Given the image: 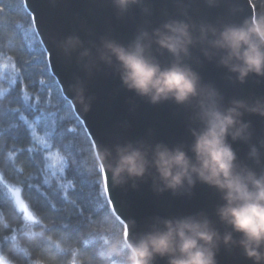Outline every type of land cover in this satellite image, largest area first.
Instances as JSON below:
<instances>
[{
    "label": "water",
    "instance_id": "95a60500",
    "mask_svg": "<svg viewBox=\"0 0 264 264\" xmlns=\"http://www.w3.org/2000/svg\"><path fill=\"white\" fill-rule=\"evenodd\" d=\"M25 8L35 15L34 29L46 52L50 72L81 121L95 153H109L105 164H114L116 149L127 145L147 150L149 159L156 145L182 148L191 157L192 132L203 128L196 100L177 104L168 99L153 104L127 89L115 57H111V64L100 59L105 42L128 48L138 36L147 33L146 55L161 67H168L174 58L159 48L153 36L155 30L163 31L164 24L183 21L193 37L198 38L201 26L220 31L256 16L252 0H138L126 11L116 7L114 0H28ZM69 38H78L81 45L65 51ZM85 51L89 55L82 57ZM223 56L222 51L211 48L207 42H196L189 48V56L181 60L198 74L202 86L218 93L217 103L222 111L232 107L233 101H242L248 107L264 105V76L250 74L241 83L236 74L221 65ZM80 93L83 104L77 100ZM240 111L242 121L249 125L247 138L233 141L228 137L227 142L235 152L238 166L264 174V116ZM100 167L103 171L104 166ZM108 187L109 194L105 192L112 201L113 213L133 241L154 226L162 227L160 221L184 217L207 218L221 237L232 231L217 215L224 203L221 193L198 180L193 187L185 186L175 193L158 191L157 187L162 185L155 169L149 168L142 179H129L118 186L112 184L109 175ZM232 235L235 242L240 240L239 234ZM215 259L216 264H254L238 243L227 247L221 243ZM155 264H167V258H157Z\"/></svg>",
    "mask_w": 264,
    "mask_h": 264
},
{
    "label": "clouds",
    "instance_id": "9594fccd",
    "mask_svg": "<svg viewBox=\"0 0 264 264\" xmlns=\"http://www.w3.org/2000/svg\"><path fill=\"white\" fill-rule=\"evenodd\" d=\"M115 6L126 11L138 0H114ZM199 37L194 38L190 27L183 21H171L163 25V31L153 32L155 43L166 50L174 62L168 67L161 65L146 55L144 40L148 34L142 33L133 45L125 48L114 42H105L100 59L111 64L115 57L120 66L121 80L124 86L155 104L172 99L177 104L197 101L198 118L202 130H193L194 142L190 148L191 157L182 148L169 149L165 145H156L151 150V159L147 150L132 145L118 147L114 164H105V152L94 156L97 166L103 165L101 177H111L114 186L122 185L129 179H142L154 168L159 184L158 191L177 192L187 186L191 188L198 180L220 193L223 205L217 209L220 221L231 232L221 237L207 218L184 217L163 220L162 227L153 230L133 241L123 231L111 234L112 227L107 217L92 225L93 232H99L102 240V256L106 261L116 259L118 264H155L157 258H167V264H216V254L221 243L225 247L238 243L247 259L254 264L264 261V174L257 175L247 167L236 163V155L228 137L233 141L246 139L249 125L241 119L244 109L253 114L264 116V105L257 103L248 107L242 101H233L232 107L221 110L217 103L218 93L202 86L200 77L189 66L183 64L181 57L189 56V48L196 42H207L213 49L222 51L220 63L236 74L243 83L250 74L264 76V15L246 18L240 25H229L222 30L201 26ZM209 35L212 39L209 40ZM81 42L78 38H69L65 42V51L75 50ZM205 56L210 54L205 51ZM87 51L81 54L88 56ZM77 100L83 104L82 93ZM87 111V106H85ZM252 156H256L253 148ZM27 214L26 211H24ZM33 224L40 223L35 216H27ZM11 226L7 217L0 218V230ZM240 235L235 242L232 233ZM43 236L39 231L29 230L25 239L35 241ZM56 243L52 235L46 237ZM68 243L61 238L59 249ZM18 248L12 244L0 256L3 261ZM75 264H96L91 256L71 247ZM55 255H49L39 264H54Z\"/></svg>",
    "mask_w": 264,
    "mask_h": 264
},
{
    "label": "trees",
    "instance_id": "16d2710c",
    "mask_svg": "<svg viewBox=\"0 0 264 264\" xmlns=\"http://www.w3.org/2000/svg\"><path fill=\"white\" fill-rule=\"evenodd\" d=\"M252 3L256 16L264 15V0ZM30 17L23 0H0V218L11 222L0 230V256L18 245L0 264H39L49 255L54 264H75L71 247L96 264H118L104 259L101 235L91 229L105 217L111 234L125 227L107 203L93 144L50 72ZM29 230L43 236L29 241ZM61 238L68 241L63 249Z\"/></svg>",
    "mask_w": 264,
    "mask_h": 264
},
{
    "label": "snow or ice",
    "instance_id": "6c2138e0",
    "mask_svg": "<svg viewBox=\"0 0 264 264\" xmlns=\"http://www.w3.org/2000/svg\"><path fill=\"white\" fill-rule=\"evenodd\" d=\"M24 4H25L26 7H28V0H24ZM29 11H32L30 7H29ZM30 19H31V22L34 23L35 19H36L35 15H31ZM40 83H41V81H40ZM104 184H105V191H107L108 194H109L110 189L108 187V178H107V176H105ZM107 203H108V205H111L112 201L109 199ZM22 208H23V211H26L28 213V208L26 206L22 205ZM29 216H33V215H31L29 213ZM9 231H10V229H9Z\"/></svg>",
    "mask_w": 264,
    "mask_h": 264
},
{
    "label": "rangeland",
    "instance_id": "374dc122",
    "mask_svg": "<svg viewBox=\"0 0 264 264\" xmlns=\"http://www.w3.org/2000/svg\"><path fill=\"white\" fill-rule=\"evenodd\" d=\"M56 158H57V157H56ZM56 158H55V157L52 158V159H53V162H56V161H57ZM12 192H13L15 198H16V203H17L19 209L21 210V212L24 213L23 208H22V205H23V206H25V205H24V204L20 201V199L18 198V194H17V192H15V190H12Z\"/></svg>",
    "mask_w": 264,
    "mask_h": 264
}]
</instances>
